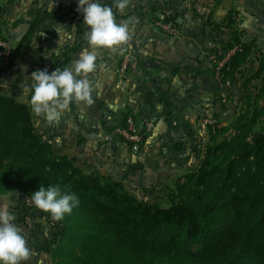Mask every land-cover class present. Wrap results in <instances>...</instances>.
<instances>
[{
    "label": "trees",
    "instance_id": "obj_1",
    "mask_svg": "<svg viewBox=\"0 0 264 264\" xmlns=\"http://www.w3.org/2000/svg\"><path fill=\"white\" fill-rule=\"evenodd\" d=\"M60 18L71 22L75 42L40 58V65H50L49 74L71 65L84 41L82 12L64 7ZM232 18L223 21L230 24ZM28 39L13 47L10 62ZM256 46L235 33L215 51L220 61L236 48L220 70L222 85L237 79ZM258 61L243 83L248 91L249 81L261 79L258 93L242 97L243 109L229 126L209 125L207 143L192 145L197 162L176 179L166 205L137 197L124 178L83 171L36 126L31 103L0 91V193H27L13 223L27 230L32 255L49 254L62 264H264V53ZM126 142L131 148L136 144ZM56 184L79 199L59 221L26 202L41 185Z\"/></svg>",
    "mask_w": 264,
    "mask_h": 264
},
{
    "label": "crops",
    "instance_id": "obj_2",
    "mask_svg": "<svg viewBox=\"0 0 264 264\" xmlns=\"http://www.w3.org/2000/svg\"><path fill=\"white\" fill-rule=\"evenodd\" d=\"M101 3L113 7L115 0H101ZM149 3L150 0H144L139 5L151 12ZM229 4H236L241 11L245 37L252 36L261 44L264 0H216L217 16H225ZM0 7L10 44L16 48L29 36L14 61L5 65L0 60V91L30 103L33 65L45 57L43 51L60 50L75 42L73 30L59 41L55 28L64 32L67 18L60 16L64 7L78 8V0H0ZM114 14L117 22H129L134 35L122 47L96 49L98 67L88 78L102 87L93 93L94 103L89 106L73 102L58 122L49 123L44 114H36V126L40 125L62 154L75 157L87 167L105 169L115 179L118 176L132 179V170L156 174L171 166L178 167L177 160L185 150L193 144H202V138L206 140L208 129L202 122L203 110L209 106L217 110V97L223 85L216 78L210 55L212 37L205 34L167 36L147 22L143 10L127 14L117 10ZM42 16L46 18L32 26L31 21ZM76 23L74 19L72 25ZM87 30L85 25L84 33ZM40 32H45V36H39ZM85 48L92 50L84 39L73 61L79 59ZM127 48L137 55L139 72L130 82L120 83L116 69ZM128 115L135 117L144 133L136 161H133L134 147L115 132ZM150 121L153 127L145 131Z\"/></svg>",
    "mask_w": 264,
    "mask_h": 264
},
{
    "label": "rangeland",
    "instance_id": "obj_3",
    "mask_svg": "<svg viewBox=\"0 0 264 264\" xmlns=\"http://www.w3.org/2000/svg\"><path fill=\"white\" fill-rule=\"evenodd\" d=\"M143 1L144 0H130L129 5L123 12L119 11L118 9H114L115 5H113V10L114 12L118 10L119 13L125 14L130 11L142 13L143 10L147 22L149 24H153V26L156 27L159 32L167 36L172 37L181 34L182 36L195 35L199 37L201 34H205L208 37H212L213 47L210 50V55L212 56L213 65H215V67L218 62L215 51L220 49L223 50L224 47L232 41V37L235 33H238L243 41H254L256 43V39L251 38L252 36L248 39L245 37L247 34L246 28L242 24L243 19L241 18V11L237 9L236 4H229L227 6L228 10L226 15L219 17L216 14L214 5L216 0H150V3L147 6L151 7H148L151 12L144 10L143 7L139 5V3H142ZM166 3H169L171 7L169 6L170 8L167 7L165 9L164 6ZM227 15H232L234 22L228 24V21H223ZM174 18L177 20V23L178 19L182 18V22L178 23L179 25H176L178 30L177 35H169L163 32L161 28L156 25V22L160 20L171 21L174 23ZM0 23L5 29L7 23L2 20ZM70 23L71 22L67 20L65 22L64 32L60 30L59 36L61 39L63 37H67V34L71 32V27L69 26ZM42 43L45 42L43 41ZM256 45V49L251 55L248 63L242 69L241 73L238 74L237 79L234 82L227 81L223 84V90L218 94L217 97V110L215 106H209L211 117L219 125V127L229 126L236 116L242 111V97L246 95H252V97H254V95H256L261 88V79H253L249 81L248 91L243 86L244 81L249 79L254 74L255 69L258 67V60L264 53V39L262 40L261 44L256 43ZM127 49L132 50L131 48ZM58 51L59 49H47V52L43 51V55H45V57H49L52 53ZM208 126V136L206 137V140L202 138L203 145L206 144L207 140L209 139ZM37 127L41 128L40 125ZM198 153V151H193L192 146H190L189 149L185 150L183 157L177 160V162H179L178 167L171 166L166 168L165 166H161V168H166L167 170H163L164 172L160 170L161 172L156 174L145 171L141 172L140 170L134 172V170H132V179H124L123 182L126 188L137 197H147L153 201H158L166 205L168 201V194L174 187L176 179L184 175L190 168H192L193 164L197 162V158H195V156ZM76 164L85 172H91L95 170L100 171L101 173H108L105 169L100 170L87 167L85 163L79 160L76 161ZM117 178L120 179V176ZM153 183H156V185ZM27 196V193L22 192V189H15L9 192L0 193V207H7L9 212L16 217V205L19 199H27ZM21 228L23 229L24 234H26L27 230L24 227ZM76 250L78 251V245L75 248V251ZM64 260L69 261L70 259L66 258ZM23 263L62 264L55 261L51 255L45 253L41 254L40 256L32 255L28 261L22 262V264Z\"/></svg>",
    "mask_w": 264,
    "mask_h": 264
},
{
    "label": "clouds",
    "instance_id": "obj_4",
    "mask_svg": "<svg viewBox=\"0 0 264 264\" xmlns=\"http://www.w3.org/2000/svg\"><path fill=\"white\" fill-rule=\"evenodd\" d=\"M130 0H115V8L123 12ZM78 12L84 16L88 26L84 39L91 47L85 48L71 65L56 68L49 74L47 69L32 72L33 80L30 103L35 114H44L49 123L58 122L73 102L92 105L93 93L102 87L99 82L89 79V74L97 70L98 48L115 49L126 45L134 33L129 22H117L112 6L101 0H78ZM63 25V24H58ZM74 27V26H73ZM60 33V28H55ZM45 36V32L38 33ZM60 41V36H59ZM57 50V49H56ZM37 209L50 213L54 220H62L79 205L78 197L64 191L61 185L40 186L26 201ZM16 217L7 207H0V264H22L32 256L23 229L13 223Z\"/></svg>",
    "mask_w": 264,
    "mask_h": 264
},
{
    "label": "built area",
    "instance_id": "obj_5",
    "mask_svg": "<svg viewBox=\"0 0 264 264\" xmlns=\"http://www.w3.org/2000/svg\"><path fill=\"white\" fill-rule=\"evenodd\" d=\"M156 25L161 28V30L169 35H177L178 30L177 27L171 21H163L160 20L156 22ZM4 27L0 28V60L8 65L10 63L11 54L13 50V46L10 44L9 40L5 36ZM236 50L233 49L226 53V56L223 60L217 62L215 68V75L218 81L220 82L221 74L220 70L224 66L226 60L231 56V54ZM47 69L49 71L50 65H40L36 62L33 65V72L37 70ZM139 72V59L137 55L133 53L132 50L126 49L123 51L120 61L118 63V67L116 69L117 76L119 78L120 83L122 82H130L132 77ZM203 119L202 122L204 125H215L216 122L212 119L210 114V109L207 108L203 110ZM153 127V121L146 123V130L151 129ZM115 132L124 140L130 141L132 143L141 144L143 142L144 133L143 130L139 127L135 117L133 115H128L126 117V121L122 122L115 128Z\"/></svg>",
    "mask_w": 264,
    "mask_h": 264
},
{
    "label": "water",
    "instance_id": "obj_6",
    "mask_svg": "<svg viewBox=\"0 0 264 264\" xmlns=\"http://www.w3.org/2000/svg\"><path fill=\"white\" fill-rule=\"evenodd\" d=\"M182 22V18H179L178 19V23H181ZM139 144H136L133 148V151H134V154H133V161H136V153L139 151Z\"/></svg>",
    "mask_w": 264,
    "mask_h": 264
}]
</instances>
